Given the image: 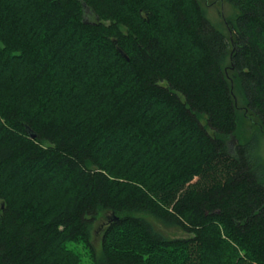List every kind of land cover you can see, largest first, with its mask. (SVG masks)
<instances>
[{"label":"trees","instance_id":"16d2710c","mask_svg":"<svg viewBox=\"0 0 264 264\" xmlns=\"http://www.w3.org/2000/svg\"><path fill=\"white\" fill-rule=\"evenodd\" d=\"M223 1L0 0V264H264V0Z\"/></svg>","mask_w":264,"mask_h":264},{"label":"rangeland","instance_id":"374dc122","mask_svg":"<svg viewBox=\"0 0 264 264\" xmlns=\"http://www.w3.org/2000/svg\"><path fill=\"white\" fill-rule=\"evenodd\" d=\"M202 7L205 9L206 13H207V17L208 19L211 21V23L216 27L218 28L219 30H221L222 32L226 33L228 27H227V23L224 21V18L222 16V10H224V16L225 18L229 17L232 13V9L229 5L225 4L223 6V9L221 8L220 4L216 7H208L206 4H205V0H199ZM210 1L211 3L217 1V0H208ZM89 20H92V17L88 16L87 17ZM249 129V128H248ZM148 220L150 222H152L156 229L158 231H160L163 235H165L166 237H169V238H172V239H176V238H186L188 236V234L186 232H183L181 229L179 228H171V229H167L165 228L163 225L157 223L156 221H154L152 218H148ZM107 225V221H104L103 224H100V225H97L96 226V240H95V246L96 247H100L101 246V238H102V235H103V228L105 229L106 225ZM101 225H105L104 227H101ZM101 227V228H100ZM98 229H101L98 230ZM85 252L83 251V254ZM83 259H86L84 261H87L88 260V257H83ZM85 264V263H83Z\"/></svg>","mask_w":264,"mask_h":264},{"label":"flooded vegetation","instance_id":"af4514ba","mask_svg":"<svg viewBox=\"0 0 264 264\" xmlns=\"http://www.w3.org/2000/svg\"><path fill=\"white\" fill-rule=\"evenodd\" d=\"M205 4L208 6V7H216L220 4L221 8L223 9V6L225 5L224 1L223 0H217L213 3H211L210 1L208 0H205Z\"/></svg>","mask_w":264,"mask_h":264},{"label":"water","instance_id":"95a60500","mask_svg":"<svg viewBox=\"0 0 264 264\" xmlns=\"http://www.w3.org/2000/svg\"><path fill=\"white\" fill-rule=\"evenodd\" d=\"M222 16L224 18V21L227 23L226 18L224 16V10H222ZM121 54L126 57V55L123 52H121ZM28 132H29V134H30V136H31L32 139H35L36 138V135L33 134L30 130H28Z\"/></svg>","mask_w":264,"mask_h":264}]
</instances>
